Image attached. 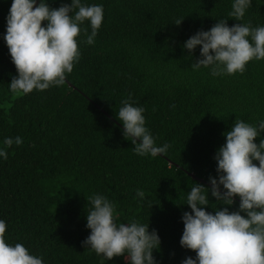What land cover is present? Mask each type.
<instances>
[{
  "label": "trees",
  "instance_id": "obj_1",
  "mask_svg": "<svg viewBox=\"0 0 264 264\" xmlns=\"http://www.w3.org/2000/svg\"><path fill=\"white\" fill-rule=\"evenodd\" d=\"M12 2L0 0V148L7 137L23 143L8 148L6 160L0 156L6 241L22 243L44 264H130L83 243L91 233L88 197L100 194L114 204L117 223L136 220L158 233L157 264L195 258L180 243L188 192L203 184L209 204L201 207L239 211V196L225 205L211 195L210 177L219 178L215 157L236 119L257 127L264 121V60L248 62L243 73L213 76L211 67H192L202 46L184 44L221 19L264 26V0H252L242 21L228 16L234 0H81L103 6L94 43H87L85 21L77 37L81 56L65 83L19 96L10 90L18 73L4 39ZM47 2L58 8L72 0ZM129 97L145 109L156 146L170 145L166 154L140 156L124 137L117 111ZM261 139L264 132L255 142Z\"/></svg>",
  "mask_w": 264,
  "mask_h": 264
},
{
  "label": "clouds",
  "instance_id": "obj_2",
  "mask_svg": "<svg viewBox=\"0 0 264 264\" xmlns=\"http://www.w3.org/2000/svg\"><path fill=\"white\" fill-rule=\"evenodd\" d=\"M251 3L252 0H234L228 16L242 21ZM183 19L174 23L179 25ZM85 21L91 26L90 35L87 28L83 29L87 43L93 44L103 22L102 5L72 0L71 4L53 8L47 0H40L38 6L37 0H13L4 36L18 73L10 83L12 93L19 96L63 85L66 74L80 59L77 37ZM198 45L202 46V58L192 64L193 68L211 67L213 76L243 73L248 62L264 60V26L252 27L250 22L229 26L227 19H221L210 30L191 36L184 47L195 50ZM121 104L117 117L135 153L152 157L166 154L170 145L156 146L145 126V109L134 106L131 97ZM261 132L264 121L257 127L236 119L215 157L219 178L210 177L211 195L225 205H233L239 196V211L224 207L213 214L201 207L209 204V189L203 184L195 183L188 192L186 204L191 211L183 214L180 243L196 256L187 257L183 264H264V139L259 144L255 142ZM3 143L0 156L6 160L7 149L23 140L19 136L7 137ZM221 185L226 190L223 193ZM137 196L143 198L145 193L137 190ZM88 200L92 209L87 211L86 226L91 233L83 242L86 248L107 260L124 256L130 264H157L153 252L160 247L161 239L155 230L149 231V224L136 220L117 223L115 206L109 199L95 194ZM6 230V221L0 219V264H44L22 243L9 244Z\"/></svg>",
  "mask_w": 264,
  "mask_h": 264
},
{
  "label": "water",
  "instance_id": "obj_3",
  "mask_svg": "<svg viewBox=\"0 0 264 264\" xmlns=\"http://www.w3.org/2000/svg\"><path fill=\"white\" fill-rule=\"evenodd\" d=\"M39 1L40 0H37V6H38V4H39ZM194 178H196V179H199L198 177H196V175L195 174H191ZM201 181H204V179H200ZM211 185V184H210Z\"/></svg>",
  "mask_w": 264,
  "mask_h": 264
}]
</instances>
